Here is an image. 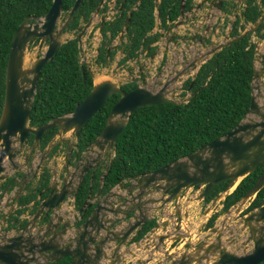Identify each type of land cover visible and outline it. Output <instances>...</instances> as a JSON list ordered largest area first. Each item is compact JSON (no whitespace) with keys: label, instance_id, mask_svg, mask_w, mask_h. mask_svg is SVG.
I'll return each instance as SVG.
<instances>
[{"label":"water","instance_id":"water-1","mask_svg":"<svg viewBox=\"0 0 264 264\" xmlns=\"http://www.w3.org/2000/svg\"><path fill=\"white\" fill-rule=\"evenodd\" d=\"M82 1L75 0L65 23L57 29V22L63 12V0H53L49 10L43 16L27 15L16 28L11 40L6 65L4 104L0 116V180L9 176L5 165L6 160L12 161L21 152V149L14 146L17 142L22 146L27 143L28 136L32 134L34 136L32 147H38L43 133L52 128H57L56 135L63 141L68 140L63 138V135L68 132L78 137L83 126L110 96L114 93L119 94L111 107L104 127L91 144L90 151L86 152L89 156L91 152L99 148V156L92 159L96 163L93 164L88 158L86 162H81L82 156L77 167L82 165L83 169L78 174V183L73 186L71 184L73 178H70L73 173L70 172L69 167H66V174L61 183L57 180L59 173L53 170L47 187L48 194L41 200L34 220L44 211L47 213L53 211V217L61 216L57 212L63 206L62 203L66 201L65 205H67L71 198L75 200L84 174L90 167L98 166L102 151L106 148L115 150L119 135L128 124L130 115L138 108L165 102H180L168 97L165 91V86L173 80H178V77L169 79L166 85L158 90L149 89L143 85L128 91L123 90L119 83L105 79L95 82L91 91L76 104L72 112L54 116L37 126L29 124L41 70L63 44L60 33L69 18L80 9ZM103 1L101 0L97 11ZM124 2L125 0H121L120 10L123 9ZM132 14L133 10L126 17L125 30L129 27ZM183 14L184 9L181 10V15ZM91 23L92 19L86 26L88 27ZM247 32L248 30H245L240 35L220 43L208 54L242 39ZM36 37L41 38L40 47L47 38L49 44L42 56L29 67H25L27 45ZM81 70L84 77L82 66ZM260 75L259 69L255 67L250 107L241 121L229 132L159 169L132 176L125 194L110 191L105 196H101L102 186L100 185L96 196L90 192L84 205L79 209L77 214L80 216L76 221L82 220V222L76 226L74 232L68 231L69 221L64 222L62 228L57 231L60 221L54 223L52 217L46 221V225L41 226L43 236L36 251L34 240L30 239L32 235L29 234L27 240L33 248L27 249L22 244L26 242L24 233H29L27 226L23 230V235L7 237V240L3 238L4 243H0V264H124L126 261H129L126 264H151L158 257L160 258L157 259L158 262L155 261L153 264H259L263 262L264 199L240 217L243 230L248 229L246 239L243 241V245L246 246L244 253L227 248L224 244L223 227L216 223L204 236L199 237L198 241H191V231L184 224L186 214L184 215L183 206L180 204L183 193L186 194V191L191 188H196L199 194L190 197V200H202L217 185L228 181L222 192L211 201L207 208L209 211L222 197L225 198L231 193L245 176L264 164V95L259 92L255 94L254 82ZM70 152L71 150L66 155L65 165L69 164L67 157ZM45 155L47 154L44 153L37 164L38 169L42 166ZM105 177L106 174L103 179ZM263 187L264 171L258 176L253 186L243 194L238 204L240 207H234L237 213L241 211V206L254 198ZM155 193L160 194L159 197H151ZM4 195L5 193L2 197ZM112 196L116 198L112 199ZM172 202L175 209L170 217L175 219V223H171L170 219L160 220L141 238L134 240L154 212ZM89 206L93 210L84 219V210ZM108 213L113 214L114 217H108ZM43 219L46 220L44 217ZM170 225H172L171 228ZM159 230L161 233L157 235ZM228 242L233 243L234 240L231 238ZM141 244H144V247ZM148 248L149 251L146 252ZM168 249L171 252H168ZM24 250H28L32 255H25ZM139 251L145 252L147 257L143 259L137 255L140 254ZM179 251L180 253H177ZM65 259H69L68 262L61 263Z\"/></svg>","mask_w":264,"mask_h":264},{"label":"trees","instance_id":"trees-1","mask_svg":"<svg viewBox=\"0 0 264 264\" xmlns=\"http://www.w3.org/2000/svg\"><path fill=\"white\" fill-rule=\"evenodd\" d=\"M191 0H186L187 4ZM53 0H0V116L5 96L6 65L13 34L20 22L30 14L44 15ZM75 0H63V10L71 8ZM99 0H83L80 9L71 17L67 28L75 29L83 20H87L96 8ZM181 0H161L158 17L161 26L167 28L168 21H174L180 15ZM155 4L153 0H144L133 12L128 36L131 42L125 44L126 55L121 62H126L143 44L158 40L160 33H152L156 25ZM124 14V12H123ZM115 16L114 20L103 27V47L97 61L105 60L106 44L121 30L124 17ZM110 33V35L107 34ZM234 35L239 34L235 29ZM156 45L150 47V52ZM113 52L110 56L112 57ZM255 50L249 47L247 36L229 46H225L211 59L204 63L195 76L191 86V96L187 102H165L138 108L130 115V120L117 139L115 153L108 166V174L103 182V191L108 192L123 178L141 175L163 167L176 159L223 136L233 129L245 116L251 104V86L254 74ZM81 66L84 69L83 77ZM191 79L186 82L189 86ZM93 76L85 63L80 62L78 38H70L57 50L54 57L42 68L34 97L30 124L36 126L49 121L54 116L72 112L76 104L82 101L93 88ZM127 85L125 89L133 88ZM131 90V89H130ZM118 94H114L83 126L77 138V155L95 139L104 127L107 116ZM57 128L43 133L40 148L44 149L55 135ZM58 143L52 148L54 154ZM264 171V164L245 176L237 187L223 200L222 211H227L236 204L256 182ZM100 169L95 172L94 187L98 186ZM50 174L45 169L38 187L25 195V201L36 197L40 187L48 184ZM89 179L79 190L78 205L84 201L89 190ZM227 181L217 185L205 197L209 202L221 192ZM264 199V187L257 193L247 211L253 209ZM214 212L207 220L206 229L212 228L221 213ZM10 219L17 220L16 215ZM19 221V219H18ZM22 224L25 221L21 222ZM157 223V217L149 219L135 240L141 238ZM264 264V261L259 263Z\"/></svg>","mask_w":264,"mask_h":264},{"label":"flooded vegetation","instance_id":"flooded-vegetation-1","mask_svg":"<svg viewBox=\"0 0 264 264\" xmlns=\"http://www.w3.org/2000/svg\"><path fill=\"white\" fill-rule=\"evenodd\" d=\"M143 1L144 0H125L124 7L122 10H120L121 0H104L103 3L101 4L99 11H97V8L101 2V0H99L96 8L91 12V14L87 20H83V18L81 17V19H80L81 22L79 23V25L75 29L69 30L67 28V25H68L70 19H72L70 17L67 24L65 25V28L62 30L60 35L66 31H74L77 33L82 31L80 34L83 35L84 31L87 32V29L90 26H92V28H93V26H95V24H96L97 25L96 34H98L96 37L99 40V45L97 47V56H98L100 49L104 46L103 41L105 39H104L103 27L105 26L106 23H109L110 21L114 20L115 16L122 15L124 12V14H123L124 20H123V24H122V28H121L120 32L110 42H108L105 45L106 46L105 60L100 61V63H102V64L104 63L103 66H105L108 64L109 61H111L114 58V56L117 54V52L119 50H121V52L124 54V56L126 55V53H125L126 50L124 49V47H125V44H128L131 42V39L129 38V36L127 34L129 27L127 28V30L124 29L125 20L129 14V12L131 10H133V12H134L139 7L140 3ZM153 2L155 4V10L157 9V5H158V9H159V4L161 3V0H153ZM109 5H110V7H109ZM182 5H184V7H182ZM182 9H184V14L187 13V14L191 15L190 22L192 23V25H190V28H189L190 31H186V32L182 31L183 33L181 34L180 37L178 36L180 33H177V31H175L176 28L184 25L182 22H179V18H181L184 15V14L181 15V12H180V15L178 16L177 19H175L174 21H168L167 22V24H168L167 28H163V26L160 25L161 22H159L160 28L163 29V31H167V33H168L166 38H165L166 41L164 43L163 50H161L160 46L158 47V45H156V48L153 51L150 52V50H149L150 47L154 46L156 43H158L160 38L163 36L162 31H160V32L156 31V32L160 33L158 40L154 41L151 44H148L147 47H145L142 44L140 46V48L138 49V51L136 52V55L131 56L129 59L126 60V62H127V61L134 59L136 62L139 59L142 62H141V65L139 66V68L136 70L138 72L137 75H131V78L128 80V82H119L122 89L128 91L130 89H134L138 86H143V85L147 86L149 88V86L146 84L148 82L151 83V81H153V82H155V83H153V85L158 87L155 90H158L161 87L165 86L169 79H174L175 77H178V80H173V81L169 82V84L167 86H165V91L167 93V96L173 99V95H174L173 90L175 88V83L180 81V78L187 76L185 79H183L181 81V85H180L182 87L181 94L182 93L184 94L185 92L192 94L191 93V86L193 85V82L195 80V76H196L197 72L199 71L200 67L204 63H206L209 59H211L222 48L214 51L213 53H210V54H208V53L211 52L213 49H215L220 43L226 42L227 40L240 35L245 30H248V32L246 33V35L244 37L247 36L249 47H251L252 45L254 47V50H255L254 66L259 69L260 74H261L259 79L254 81L256 84L255 94L260 93L261 95L262 94L264 95V73H263L264 72V0H191L188 4H187L186 0H181L180 11ZM69 10L67 11V13L64 10H63V12H65L68 16ZM132 16H133V14H132ZM132 16H131V18H132ZM66 18L67 17H65L64 23L66 21ZM131 18H130V21H131ZM90 19H92V22L95 19L98 21H96V23L93 25L91 23V25H89L87 27L86 25ZM186 19H189V18L186 17ZM101 23H102V25H101ZM256 23H257V25H256ZM157 26H158V21L156 20V25H155L154 29ZM56 28L60 29L61 27L58 28L56 26ZM154 29H153V31H154ZM235 29L239 32V34H237V35L233 34ZM171 30L174 33H171L172 32ZM153 31H152V33H155ZM222 31H224V34L222 35L223 40H221L220 42L215 44L214 41H216L218 36H221ZM107 34L110 35L109 32H107ZM77 38H80V37H77ZM117 38H119L121 40V42L119 44L114 43ZM240 40H238V41H240ZM185 41H187L190 44L189 47L190 48L193 47V49H195L197 45H201L202 51L201 52L194 51V52H197V54H194V52L189 53V55L186 57L185 52H182V50H181V55H180V53H179V55L181 56L182 60L180 59V56L178 55L179 56L178 61L172 62L171 57H169V55H167L168 51H171L170 50V44H173L174 46H176L179 43L184 44ZM40 44H41V38H39L38 44H37L39 50L43 49L44 46H47L49 44V39L47 38L43 42L42 47H40ZM227 46H229V45H227ZM112 51H114V52H113V55L111 57L110 54ZM160 53H161V57H160V59H158L160 56ZM142 54H144V55L149 54L148 55V57H149L148 61L145 62V60H142V57H143V56H141ZM97 56H96V60H95L96 62H97ZM206 56H209V57H206ZM121 61H122V59H120L119 62H121ZM154 63L158 64L157 66H155L154 72H156V73H154V75L151 77V78H153V77L154 78L151 80H147L148 79L147 75H148V73L151 72L148 70L150 67V64H154ZM143 64H145V66ZM193 72H195V73L193 74L192 77H190ZM84 74H85V72H84ZM160 78H161V80H159ZM189 79H191V83L187 87L185 85ZM94 83H95V80H94ZM128 84L132 85L134 87L125 89V87H127ZM149 89H153V88H149ZM251 89H252V86H251ZM114 94H118V93H114ZM113 95H111L110 97H112ZM261 95H259V96H261ZM259 99L261 100V97ZM29 124H30V121H29ZM30 125H32V124H30ZM32 126H34V125H32ZM56 133H57V131H56ZM56 133L52 139H54L56 137ZM65 136L66 135L63 136L64 139H65ZM67 139H68L67 141H63L59 138V140H60L59 143L60 142L61 143L60 144L58 143L57 151L59 153L62 151L60 148L61 145H66V149L64 148V152H63L64 166L61 169V171L59 172V176H58L59 178H57V179H58V181H60V180L62 181L63 176L66 174V167H69L70 172L73 173L72 176H70V178H73L71 180V184L73 186V184L78 183V181H79L78 180V178H79L78 174H80L81 170L83 169L82 165H79L77 167L78 161L80 162V159L83 156V159L81 160V162L82 161L86 162L89 159V160H91V162L93 164H95L96 161H94L92 159L97 158L99 156V148H96V151L93 153L91 152L89 156L86 154V152L90 151V146L94 142V140L96 139L95 138L87 146V147H89L88 149L82 150L80 152V154L77 155L75 153L77 151V145H76L77 141H78L77 138H76V141L74 143H71L69 138H67ZM33 143H34V136L32 134H30L27 138V143H24L22 146H20L19 143L17 142L14 145L15 148L21 149V152L19 154H17L16 157L13 158L12 161L7 160L12 167L13 173H9V176L6 179L0 180V219H1L0 220V243L1 244L4 243L3 238L6 239L7 237H11V236L23 235L22 234L23 230L27 226V229L29 228L28 229L29 233L28 232L24 233V235L26 237L25 238L26 242H24L22 244L25 245L27 249L33 248V245H30V243H29L30 241L27 240V238H29V234H30L33 236L30 239L34 240L35 245H36L34 250L36 251L37 247L40 243V239L43 236V231L41 230V226L46 225L47 224L46 221L53 217V211L48 212V213L46 211H44L43 214L41 213L39 215V217L34 220V215L36 214V212L39 209V205L41 203V200H43V198H45L46 195L48 194L47 187L50 184L51 175H50V179H49L48 184L45 185L44 187L39 188V192L37 193L36 197H32L28 201H25V198H24L25 195L30 196L29 193H32L33 190H36V188L38 187L39 181L41 179V175H42L43 171L45 170V168H47L45 166L43 167L44 162L42 163V166L39 169L37 168V165H36V168H34L33 163H32V159H34V157L32 156V154H33L35 149H37V148L40 149V144L38 147L33 148L32 147ZM49 143L47 145H49ZM26 145L27 146L30 145V151H28V152L23 151V147ZM55 145H56V143H54V145H52L51 148L49 149L50 151L48 152V154H49L48 157L53 156V154L51 153V150ZM70 147H72L73 150ZM69 150H71V152L68 154V157H67L69 160V164L65 165L66 155L69 152ZM111 152H112L111 149L106 148L105 151H102L100 153L101 155L99 157L98 166L96 168H94V167L89 168V170L84 174L83 182L87 176H90V174H93V177H94L97 169H101L99 177H100V175H102V173H106L107 171H109L108 170V166L110 165L109 160H108V162L105 161V159L103 157V153L104 154H106V153L111 154ZM19 156L24 157L23 164H24V166L27 167V169L24 170L20 164L16 163V158ZM112 158L113 157L111 156L110 160H112ZM36 171H37V173H35ZM125 178H127V177H125ZM125 178H123V180ZM119 184L121 186H124V187L129 185V183L124 184L123 181H120V182L116 183L113 187L118 186ZM82 185L80 186V188L82 187ZM90 186H91V183H89V190H90ZM97 191H98V189H97ZM126 191L127 190H125V192ZM4 193H5V195L2 197V195ZM78 194H79V191H78ZM78 194H77L75 200L73 201L71 198L70 202L67 203V205H65L66 201L64 203H62L63 206L57 212L62 217L61 216H54L53 217L54 223L60 221L59 227L57 228V231H59L62 228L63 223L66 221H69V225L67 226L69 233L74 232V230L76 229V226L78 224L79 225L81 224L82 220L80 222L76 221L79 219V216H80L77 213H78L79 209L84 205L85 201L87 200L89 193H87V195H86L84 201L81 203V205H78ZM118 194H123V193L121 192ZM184 194L185 193H183V195ZM115 198L116 197L112 196V199H115ZM146 198H147V195H146ZM90 201H92V199H90ZM174 207H175V205H174ZM92 210H93V208H91L90 206L84 210V213H83L84 219L92 212ZM110 214L111 213H108V217H114L113 214L111 216H110ZM11 215H16L17 218L19 219V221H18V219L17 220L10 219ZM75 215H76V217H75ZM43 217L46 218V220L43 219ZM59 217L61 219H59ZM22 221H25V223L22 224L21 223ZM157 222H158V219H157ZM72 235H74V233H72ZM23 238H24V236H23ZM141 245H142V247H144V244H141ZM142 249L144 250V248H142ZM145 251L148 252L149 248H148V250H145ZM18 252H19V249H18ZM20 252H21V250H20ZM23 253L25 255H28V256L32 255V254H30V252L28 250H24ZM144 254H145V252H144ZM144 254L140 253L139 255L144 259L145 258ZM36 255H38V253H36ZM62 262H68V259L61 261V263ZM128 262L129 261L124 262V264H126ZM156 262H158V261H156Z\"/></svg>","mask_w":264,"mask_h":264},{"label":"rangeland","instance_id":"rangeland-1","mask_svg":"<svg viewBox=\"0 0 264 264\" xmlns=\"http://www.w3.org/2000/svg\"><path fill=\"white\" fill-rule=\"evenodd\" d=\"M109 7H110V5H109ZM65 17H67V14L65 12H63L62 16L59 18V21L57 23L58 28L62 27L64 20H65ZM186 17H188L189 19H186ZM190 17H191L190 14L185 13L181 18H179V21L184 24L183 26L175 29V31H177V33H180L178 35L179 37L181 36V34L184 31L185 32L190 31L189 28H190V25H192V23L190 22ZM96 19L92 22V25L95 24L96 21H98ZM157 21H158V26L154 29L153 32L162 31L163 36L160 38L158 43H156L155 45H158V47L160 46L161 50H163L164 43L166 41L165 38H166L168 33H167V31H163V29L160 28L159 19H157ZM96 28H97L96 24H95V26H93V28H92V26H90L87 29V32L84 31L83 35L80 34L82 31L78 32V33L74 32V31H66V32L61 34L60 39L63 41H66L67 39L74 38L76 36L80 37V38H78V46L80 48V62L85 63L87 65V67L90 70V72L93 76V79L95 81L98 82V80L101 81V80H105V79H110V80L115 81L117 83L128 82V80L131 78V75H137L138 72L136 70L139 68L142 61L138 59V61L135 62V60L133 59V60H130L127 62H119L120 59H122L124 57V54L121 52V50L118 49L119 51L117 52V54L114 56V58L111 61L108 62L107 65L103 66L104 63L102 64L99 61L96 62L95 60H96V56H97V47L99 45V40L96 37L98 35V34H96ZM171 33H174V32L172 31ZM223 34H224V31H222L221 36H218L216 41H214L215 44H217L218 42L223 40V36H222ZM120 42H121V40L119 38H117L114 43L119 44ZM37 44H38V42H33V43L28 45V48L26 50V55H25V62H24L25 67H29L37 59V57H39V56H41V54H43L45 47H43V49L39 50ZM189 45L190 44L187 41H185L184 44L179 43L176 46H174L173 44H170V50L171 51H168L167 55H169V57H171L172 62H177L179 56L181 55V50H182V52H185L186 57L189 55V53H193L194 51H197V52L202 51L201 45H197L195 48L196 50L193 49V47L190 48ZM197 52H194V54H197ZM179 53H180V55H179ZM148 55L149 54H147V55L142 54L141 55V56H143L142 60H145V62L148 61V58H149ZM160 57H161V53H160V56L158 59H160ZM206 57H209V56H206ZM180 59L182 60L181 56H180ZM143 65L145 66V64H143ZM157 65H158L157 63L150 64V67L148 70L151 72L148 73V75H147L148 79L147 80H151L154 78V77L153 78H151V77L154 75V73H156L154 71H155V66H157ZM194 73L195 72H193L190 77H192ZM186 77L187 76L180 78V81L175 83V88L173 90V92H174L173 99L175 101L184 102L191 95L188 92L181 94V91H182V87L180 86L181 81L183 79H185ZM159 80H161V78ZM151 83L148 82L146 85H148L149 88H153V89L158 88L155 85H153V83H155V82L151 81ZM66 137L70 139L71 143H74L76 141V137L71 132H68V134H66ZM59 141H60L59 137L56 136L54 139L51 140V142L49 143V146L44 148V150L41 148L40 149L37 148L34 150V152L32 154V156L34 157V159H32V163H33L34 168H36V165L38 164V162L41 161V158L45 153L47 155L44 156V158H43L44 163L43 162L42 163L44 164L43 167L44 166L47 167L45 169H47L49 171V174L52 175L53 170L55 172H58V173L61 171V169L64 166L63 152H64V148L66 149V145H61L60 148L62 151L60 153L58 151H56L52 157H50V156L48 157V155H49L48 152L50 151L49 149L51 148V146L54 145V143H58ZM23 151L24 152L30 151V145L24 146ZM112 155H113V151L111 152V154H109V153L104 154L103 153V157H104L106 162H108V160L111 158ZM23 160H24V157L19 156L16 158V163L20 164L23 167V169L25 170V169H27V167L24 166ZM5 165L7 167L8 173H13L12 167L7 160H6ZM86 179H87V177L84 179V182H87ZM123 182L125 183V181H123ZM191 189L192 190L190 193H188L187 201H185V203H187L189 201L190 197L196 196L197 190H195L194 188H191ZM152 196L153 197L154 196L159 197V195L157 193L152 194L151 197ZM223 199H224V197H222L217 202L215 207L212 206L211 210H209V211L207 210V208L209 207V204H211V202L207 203L203 199L197 200L198 201V202H196V203H198V204H196L197 207L193 208L196 211V213L194 214L195 220L190 221L191 225H194V227H198V229L202 228L206 232L210 231L211 228L206 229L205 224H206L207 220L209 219V217L214 212L219 211L218 213H221V214L218 216V219L216 220L215 223L218 226L223 227L224 234H225V243L224 244L227 246L228 249H230L232 251H235L238 253H244L246 246L243 245V241H245V239H246V236L248 234V229L246 228L243 230V224H242V220L240 217H241V215L246 214V211H247L246 208L248 207L250 202H252L253 198L249 199L245 205L241 206L242 212H240V213H237V209L234 208L235 206H236V208L240 207V205H238V204H240V202L237 203L236 205L232 206L229 209V211L227 210V211L223 212L221 210L222 206H223V204H222ZM192 207L193 206L188 207V208L191 209ZM165 214L166 213H164V215ZM159 217H161V216H159ZM231 238L234 240L233 243L228 242V240ZM168 251H169V249H168ZM140 252L142 254H144V252H142V251H140ZM144 257L146 258L147 254H144ZM161 257H162V255H161Z\"/></svg>","mask_w":264,"mask_h":264},{"label":"crops","instance_id":"crops-1","mask_svg":"<svg viewBox=\"0 0 264 264\" xmlns=\"http://www.w3.org/2000/svg\"><path fill=\"white\" fill-rule=\"evenodd\" d=\"M127 188H128V186H126V187H124V186H117V187L114 188L113 191L115 193H117V194L118 193H121V192L123 194H125V190H127ZM158 195H160V194H158ZM185 201H187V195H183V197H181V199H180V204H182V206H183L182 207L183 208V213H184V215L186 214L185 217H184V221H185L184 224L186 225V227L188 226L189 229H190V231H191V240L193 242H196V241H198V238L199 237H202V236H204L206 234V231H204L202 228H199L198 229V227H194V225H191V222H190L192 220L193 221L195 220L194 219V214L196 213V211L193 208H196L197 207L196 204H198V203H196V202H198V201L197 200H190V199H189V201L187 203H185ZM173 206H174V204H170L169 203L168 205H165V207L163 209H161L159 211H155L154 214H156L158 216H161V217H159V220L158 221H160L161 219L162 220L169 219V216H171V212L174 211V207ZM191 206H193L191 209L188 208V207H191ZM164 213H166V214L164 215ZM111 215L112 214H110V216ZM171 222L175 223V220L172 219ZM171 226L172 225H170V228H171ZM160 233H161V231L159 230L157 232V235H159ZM184 239H186V238H184ZM184 239H183V241H184ZM177 253H180V251L177 252ZM137 255H139V254H137ZM128 259H130V258H128ZM157 259H160V258L159 257L156 258L155 261H157ZM155 261L153 263H155Z\"/></svg>","mask_w":264,"mask_h":264},{"label":"clouds","instance_id":"clouds-1","mask_svg":"<svg viewBox=\"0 0 264 264\" xmlns=\"http://www.w3.org/2000/svg\"><path fill=\"white\" fill-rule=\"evenodd\" d=\"M77 11H78V10H77ZM62 13H63V12H62ZM155 14H156L157 19H159V17H158V10H157V9H156ZM30 15H31V14H30ZM34 15H35V14H34ZM42 16H43V15H42ZM61 16H62V15H61ZM71 17H73V16H71ZM159 22H161L160 19H159ZM57 23H58V22H57ZM76 37H77V36H76ZM38 40H39V37L33 38V39H31V41L28 43V45L31 44V43H33V42H38ZM67 40H68V39H67ZM67 40H66V41H67ZM64 42H65V41H64ZM64 42H63V43H64ZM10 45H11V44H10ZM28 45H27V48H28ZM47 46H48V45H47ZM47 46H44V47H45V50L47 49ZM26 50H27V49H26ZM45 50H44V52H45ZM44 52H43V54H44ZM43 54H42V55H43ZM42 55H41V56H42ZM190 96H191V95H190ZM189 98H190V97H189ZM189 98H188V99H189ZM188 99H187V101H188ZM187 101H185V102H187ZM69 113H70V112H69ZM67 134H68V133H67ZM65 135H66V134H65ZM56 136H58V135H56ZM63 136H64V135H63ZM58 137H59V136H58ZM59 138H60V137H59ZM65 138H67V137L65 136ZM76 138H78V137H76ZM40 141H41V140H40ZM58 143H59V142H58ZM56 144H57V143H56ZM47 146H49V145H46V147H47ZM70 148L72 149V147H70ZM115 148H116V147H115ZM72 150H73V149H72ZM99 151H100V150H99ZM112 151H113V150H112ZM114 153H115V150L113 151V155H112V157L114 156ZM111 161H112V160L109 159V164H110ZM261 166H262V165H261ZM100 172H101V169H100ZM150 172H151V171H150ZM105 174H106V176H107L108 171H107L106 173H102V175H100V177H99V179H98V186H97L96 188H93V187H94L95 178L93 177V174H90L89 183H91V186H90V190H88V193L91 192V194H92L93 196H96V193H97L96 191H97L98 187H99L100 185L103 187V182H104V179H105V178L103 179V176H104ZM130 178H131V177H129V178H125L124 180H122V181H125V183H124V182H123V183H124V184H128V183H130V182H131ZM57 180H58V179H57ZM59 182L61 183V180H60ZM227 182H228V181H227ZM82 184H83V182H82ZM120 184H121V183H120ZM120 184H119L118 186H121ZM115 187H117V186H115ZM115 187H113V188H112L111 190H109L108 192L113 191ZM224 188H225V187H224ZM194 189L196 190V188H194ZM79 190H80V189H79ZM191 190H192V189L187 190L185 195H188V193H190ZM108 192H104V191H103V188H102V194H101V196H105ZM210 192H211V191H210ZM221 192H222V191H221ZM219 193H220V192H219ZM219 193H218V194H219ZM198 194H199V191H196V195H198ZM218 194H217V195H218ZM217 195H216V196H217ZM206 196H207V195H206ZM206 196H205V197H206ZM216 196H214L209 202H211ZM255 197H256V196H255ZM255 197H254V198H255ZM254 198H253V199H254ZM224 199H225V198H224ZM224 199H223V200H224ZM253 199H252V201H253ZM203 200H205V198H204ZM209 202H207V203H209ZM238 202H239V201H238ZM238 202H237V203H238ZM247 202H248V201H247ZM247 202H246V203H247ZM237 203H236V204H237ZM246 203H245V204H246ZM170 204H174V202H172V203H170ZM222 204H223V203H222ZM236 204H234V205H236ZM250 204H251V202H250ZM250 204H249V205H250ZM209 205H210V204H209ZM234 205H233V206H234ZM249 205H248V207H249ZM164 207H165V206H164ZM164 207H163V208H164ZM173 207H174V206H173ZM222 207H223V206H222ZM231 207H232V206H231ZM231 207H230V208H231ZM248 207H247V208H248ZM163 208H162V209H163ZM230 208H229V209H230ZM247 208H246V209H247ZM174 209H175V207H174ZM229 209H228V210H229ZM159 210H161V209H159ZM159 210H158V211H159ZM251 210H252V209H251ZM249 211H250V210H249ZM249 211H246V213L249 212ZM240 212H242V210H241ZM240 212H239V213H240ZM154 217H157V219L159 220V216H158V215L154 214L151 218H154ZM169 219L172 220V219H174V218H171V217L169 216ZM217 219H218V218H217ZM171 220H170V222H171ZM174 220H175V219H174ZM161 221H163V220L161 219ZM171 223H173V222H171ZM209 229H210V228H209ZM182 241H183V240H182ZM182 241H181V242H182ZM172 246H173V245H172ZM171 248H172V247H171ZM165 251L167 252L166 249H165ZM168 252H171V251H168ZM139 253H141V252L139 251ZM68 260H69V259H68ZM151 264H153V262H151Z\"/></svg>","mask_w":264,"mask_h":264},{"label":"bare ground","instance_id":"bare-ground-1","mask_svg":"<svg viewBox=\"0 0 264 264\" xmlns=\"http://www.w3.org/2000/svg\"><path fill=\"white\" fill-rule=\"evenodd\" d=\"M95 82H97V81H95ZM98 82H99V80H98Z\"/></svg>","mask_w":264,"mask_h":264}]
</instances>
